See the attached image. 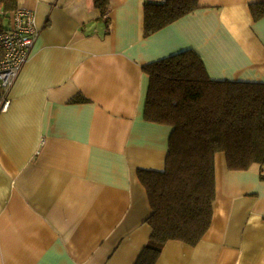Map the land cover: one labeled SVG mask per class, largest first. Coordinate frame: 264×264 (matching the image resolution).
<instances>
[{
	"label": "crops",
	"instance_id": "crops-1",
	"mask_svg": "<svg viewBox=\"0 0 264 264\" xmlns=\"http://www.w3.org/2000/svg\"><path fill=\"white\" fill-rule=\"evenodd\" d=\"M149 1L166 0H21L39 33L0 114V264L136 263L152 234L138 172L164 169L173 131L145 117L146 64L193 50L213 79L264 82V0H199L146 35ZM253 166L217 154L209 229L158 264H264Z\"/></svg>",
	"mask_w": 264,
	"mask_h": 264
},
{
	"label": "trees",
	"instance_id": "trees-1",
	"mask_svg": "<svg viewBox=\"0 0 264 264\" xmlns=\"http://www.w3.org/2000/svg\"><path fill=\"white\" fill-rule=\"evenodd\" d=\"M21 0H0V31ZM108 8L107 0H97ZM199 0L144 5L151 35L199 8ZM256 17L264 16V6ZM149 76L146 119L173 131L163 170H140L151 206L149 242L135 264H158L169 241L194 245L209 229L217 195L216 156L232 170L261 165L264 179V82L216 80L200 55L186 50L144 66ZM81 100V99H79Z\"/></svg>",
	"mask_w": 264,
	"mask_h": 264
},
{
	"label": "built area",
	"instance_id": "built-area-1",
	"mask_svg": "<svg viewBox=\"0 0 264 264\" xmlns=\"http://www.w3.org/2000/svg\"><path fill=\"white\" fill-rule=\"evenodd\" d=\"M38 33L35 13L24 7L12 11L8 28L0 31V114L11 106L10 90L30 58Z\"/></svg>",
	"mask_w": 264,
	"mask_h": 264
},
{
	"label": "rangeland",
	"instance_id": "rangeland-1",
	"mask_svg": "<svg viewBox=\"0 0 264 264\" xmlns=\"http://www.w3.org/2000/svg\"><path fill=\"white\" fill-rule=\"evenodd\" d=\"M253 168H254V170L256 169V168H261V165H259V164H255L254 166H253ZM261 170V169H260Z\"/></svg>",
	"mask_w": 264,
	"mask_h": 264
}]
</instances>
